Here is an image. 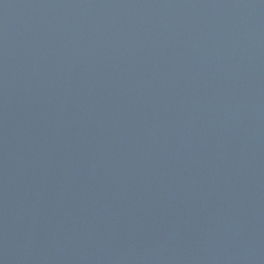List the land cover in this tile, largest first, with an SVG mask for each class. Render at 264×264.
Wrapping results in <instances>:
<instances>
[{
	"label": "water",
	"instance_id": "1",
	"mask_svg": "<svg viewBox=\"0 0 264 264\" xmlns=\"http://www.w3.org/2000/svg\"><path fill=\"white\" fill-rule=\"evenodd\" d=\"M0 264H264V0H0Z\"/></svg>",
	"mask_w": 264,
	"mask_h": 264
}]
</instances>
